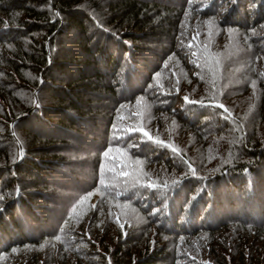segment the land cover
<instances>
[{
	"label": "trees",
	"instance_id": "16d2710c",
	"mask_svg": "<svg viewBox=\"0 0 264 264\" xmlns=\"http://www.w3.org/2000/svg\"><path fill=\"white\" fill-rule=\"evenodd\" d=\"M200 1L0 0V264H19L22 249H37L23 264H100L81 251L84 241L67 240L76 233L70 226L101 241L111 264H186L189 256L190 264H264V71L245 64L246 76L232 82L224 63L212 69L213 80L194 75L211 63L200 44L207 56L199 54L193 72H185L190 85L203 89L195 85L190 93L171 77L190 102L160 78L169 59L187 68L179 42L189 37L183 33L195 16L222 9L223 22L247 28L264 24V0H204L203 9ZM153 90L157 102L149 97ZM252 93L258 101L250 113L241 112L233 101ZM141 98L158 103L153 113L176 116L192 146L170 155L152 143L168 142L158 137L161 122L153 114L142 122L126 109ZM104 120L102 158L117 146L107 137L117 139V128L130 126L139 142L132 151L162 169L145 170L156 187L137 202L144 223L125 237L107 226L98 233L86 216L95 217L91 196L98 195L100 206L111 191L100 176L81 189L65 219L54 203L57 185L76 182L72 155L85 140L97 142L89 132ZM143 234L139 243L135 237Z\"/></svg>",
	"mask_w": 264,
	"mask_h": 264
},
{
	"label": "rangeland",
	"instance_id": "374dc122",
	"mask_svg": "<svg viewBox=\"0 0 264 264\" xmlns=\"http://www.w3.org/2000/svg\"><path fill=\"white\" fill-rule=\"evenodd\" d=\"M203 1L204 0L197 4L200 9L208 7L207 4L203 5ZM223 11L222 9H218L217 11L216 8H211L209 16L205 15V12L201 15L195 16L192 23L190 22L191 26L183 33L186 35L189 34V37L187 38V36H185L184 41L181 40L179 42L184 48H179L178 51L181 56L180 58L187 63V68H182V66L179 65V62L173 59H169L163 64L164 70L162 71L160 78L162 81L166 80L165 82H167L168 85L166 86L171 87V90H173L172 94L179 95L180 97L184 96V94L180 93L174 86L172 78L175 82L179 81V84L183 86H189L190 93L196 91V89H203L200 85L194 84V82L190 85L186 74V72L188 73L189 68H192L191 71L193 72L199 54L207 56L205 52H201L203 50H198L197 47L200 44L201 47L209 50L211 55L206 58L211 60V63L207 66L201 64L203 70L201 69L200 72H196L194 75L202 76L207 80H213V74L211 73L212 69L220 71L224 63L225 66L231 68L225 72V75L227 76V79H231L232 82L236 81L238 77H242V75L246 76L244 73L245 64L255 66L257 68L255 69L256 71H264V24L252 25L247 28L229 26L228 23L223 22L225 16L223 14H226V11H224L225 13H223ZM211 45L213 46L212 48H210ZM193 53H195V55H193ZM200 59L202 58H199V60ZM199 78L201 79V77ZM196 82H198V80ZM195 85L198 88L195 89ZM205 87L210 89L209 92L211 89H214L211 88L212 86L210 87L208 85H205ZM36 92L37 90L34 92V95H36ZM155 96L154 90L149 93L152 102H157L158 96ZM254 97L255 94L252 93L249 95L248 99L242 98L241 100L233 101V104L238 103L239 109H242L241 112L250 113L254 102L258 101V97L255 99ZM156 104L151 105L149 100L141 98L135 106L126 105V109L133 112V114H136V116L139 114L142 122H149L152 118V114L155 121L158 122L159 120L161 122L163 130L158 137L166 138L168 142H159L158 140H152L151 142L159 144L160 146L162 144L164 148L169 151L168 153L170 155L178 153L177 149L186 145L192 146V142H190L192 139L190 133L187 132L188 130L184 129L176 116L165 114L160 115L159 111L158 113H153L152 109ZM35 106H37V101H35ZM184 111L185 110L181 113L182 115L184 114ZM121 119L124 118L121 117ZM104 123L105 120L103 123H97L99 127H97L96 130L93 129L89 132V137L96 138L97 142L92 144L87 143L85 140V145H79V148L77 147V152L72 155V158H74L75 161L70 163L73 168V170L70 168V172L72 173V177L76 178V182H65L59 184L61 186L57 185L61 190H56L57 200L54 201V203H58H56L57 207L55 206L57 215L65 219L67 217L68 209L72 207L77 195H81V189L91 188L92 182L100 176L101 181L110 187L107 188L105 192L108 193L110 190L111 191L107 194L109 195L107 199H103L100 206L98 204V195L91 196L89 203V209L91 208V211H89V214L93 213L95 214V217L92 215L89 216L88 214L86 216L90 225L92 224L91 228L98 233L99 229L106 228L107 226L108 228H111L113 234L117 233L118 236L120 234L125 237V234L130 232L128 229H132L133 227L136 228L139 224L144 223L142 213L145 211L143 208H138V203L140 204L142 202L141 200L145 192L156 187V184L146 180V177L144 176L145 170L146 172L147 170L150 171V175H153L154 173L162 171V169L158 166L151 168V165H148L149 163H147V155L142 157L141 151H132L131 147L139 148V142L135 140L137 132L131 131L132 128H130V126H119L116 133L117 139L112 136L107 137L109 143L111 142L117 146L115 149H112L106 159L102 158L103 155L100 146L103 140H105V136L102 135L103 133L100 131V128L103 127ZM220 125H222V123L216 121V127H219ZM11 127L12 125L10 124V128ZM158 128L159 127H156L155 131H157ZM138 132L144 137L149 138L144 135V133L147 132L144 128L138 129ZM164 132H166V134L169 132L170 136L165 135ZM143 145L148 154L150 149L148 150L146 141ZM137 153L140 155H136ZM155 181L156 180H153L152 182ZM93 205H95V207H93ZM121 225H123V227H121ZM69 228L75 229L74 231L76 233L71 235L72 239L68 238L67 240L73 241L75 245L80 241H84L82 247L86 248L88 251L86 252L85 249L82 248V250L80 249L82 252L92 258L97 256L95 260L97 262L100 261V264H111L113 262L111 256L102 253L100 248L101 241L98 243L92 235L89 236L86 231H81L78 228L76 229L74 226H70ZM138 232L140 231L138 230ZM106 236L108 235L106 234ZM35 239H37L36 242H44L43 238L39 236H35ZM135 239H140L139 243L142 242L141 239H144V234L135 237ZM40 246L42 245L40 244ZM158 248H163V245H159ZM75 249L77 250L78 248ZM36 250L37 249H34L27 253L26 250L22 249L20 253H17L19 258L17 262L23 264L20 263L21 260L28 259L27 254L29 255ZM40 252H42V255L43 253L45 254V251L43 250ZM136 256L137 255L134 253L132 258H136ZM38 259V261L43 260V256ZM192 259V256H189L188 258L185 257L182 263L190 264ZM163 260L166 261V259ZM198 260L204 262L202 259Z\"/></svg>",
	"mask_w": 264,
	"mask_h": 264
},
{
	"label": "snow or ice",
	"instance_id": "6c2138e0",
	"mask_svg": "<svg viewBox=\"0 0 264 264\" xmlns=\"http://www.w3.org/2000/svg\"><path fill=\"white\" fill-rule=\"evenodd\" d=\"M193 55H195V53H193ZM184 99H185L186 102H190V101H188V97H185ZM192 103H195V102H192ZM144 135L145 136H148V133L145 132ZM104 155L107 156L108 155V152H105ZM89 195H91V193ZM93 207H95V205H93ZM121 227H123V225H121Z\"/></svg>",
	"mask_w": 264,
	"mask_h": 264
}]
</instances>
